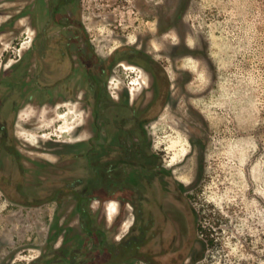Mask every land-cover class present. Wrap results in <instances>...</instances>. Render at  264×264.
<instances>
[{
	"label": "rangeland",
	"instance_id": "374dc122",
	"mask_svg": "<svg viewBox=\"0 0 264 264\" xmlns=\"http://www.w3.org/2000/svg\"><path fill=\"white\" fill-rule=\"evenodd\" d=\"M49 3L0 0V100L13 89V99L21 97L9 140L18 155L0 147V264H45L55 250L86 240L72 198L21 203L47 195L63 175L92 173L84 155L69 154L86 153L98 128L82 69L69 85L45 87L38 78L52 83L59 74L44 76L37 50L19 60L35 45ZM76 16L100 56L129 57L136 47L155 60L143 68L132 55L116 64L108 87L116 100L129 89L142 109L160 99L144 163L156 167L155 189L174 188L161 194L171 250L193 245L187 264H264V0H78ZM16 63L21 83L18 67L2 75ZM95 157L104 169L102 149ZM130 197L92 204L108 242L141 221L138 197ZM124 258L115 264H160Z\"/></svg>",
	"mask_w": 264,
	"mask_h": 264
},
{
	"label": "flooded vegetation",
	"instance_id": "af4514ba",
	"mask_svg": "<svg viewBox=\"0 0 264 264\" xmlns=\"http://www.w3.org/2000/svg\"><path fill=\"white\" fill-rule=\"evenodd\" d=\"M44 2H50L49 4H46L49 8L48 11L45 13V17H42L44 23L42 26H40L35 39L36 42H38L39 39H43V41L41 44L38 45V47L36 46L37 43L35 42V45H32V47L28 48L23 52V55L19 57V60L22 63V61L28 56L31 48L37 50L36 55L42 66L40 68L42 69L44 76L52 74L55 75L57 73L59 74V77L55 79L56 81L52 83H47L48 79L41 81V79L38 78V80H40L39 83L41 85H47L45 87L69 85L68 82L71 80L76 70L78 68H81L82 75L86 79L85 84L87 86V91L91 92L89 87L91 81V79L89 78V68H98L102 63L108 65L110 62V56L115 51H113L108 57L100 56L98 52L93 48V46L89 43V33L84 32L83 30L78 31V22L76 16L78 0H44ZM132 49L136 51H132L133 53H130L133 56H137L140 58V60L144 61L142 63L141 61H138V63H140L143 68H147L148 65H154L155 60L152 58L151 55H144L142 53L143 51L141 52V49H136V47ZM130 56L119 58V60L116 61L114 67L118 63L132 62V59H129ZM10 68L11 69H6L2 75L7 76L8 74H11L15 68H17L20 74H22V77H18V81L19 83H21L23 79V69H21L20 63H16V65L14 66L11 64ZM66 69L68 70L66 71ZM1 73L2 70H0V75ZM110 76L108 77L107 82H109ZM2 82H4L3 79L2 81H0V85L3 84ZM103 82L104 78L102 79V83ZM44 89L46 90V88ZM13 95L14 89L12 90V92L9 91L8 93H6L2 100H0V147L1 149H5L6 151H8V153L12 154L15 157L16 154L18 155V152L15 151L13 147H11L12 143H10L9 140L15 138L14 128L16 124V119L14 117L13 111L16 107H18V105H20L21 97L13 99ZM123 95L125 99H128L132 105L137 107V112L147 113L148 118H151L149 122H151L152 118L155 117L154 115H156L153 113L152 109L159 105V98H157L158 101H155V103H153L154 105L149 106L146 109H142L140 105H137L136 100H131V92L129 89L127 91H124ZM10 100L12 101V104L8 107V102ZM120 120L119 118H112V120L107 119L106 121L108 122V125L107 127L105 126L104 129L101 130L102 135L100 138H96L97 133L99 131V128H97L95 134L92 135V141L90 140L88 142L87 151L89 154V148L95 147L97 148L98 153L102 149V154L104 156H107V162L111 160H120L121 165H127V167L122 168V173L119 174L120 177H123L128 174V177L130 176L136 185L135 189L129 191L134 192V196L138 197L137 207L139 210V218L141 219V221L138 225H135L128 234H124L121 238L116 239V242H120L124 238H127L131 234V232L137 234L139 233L140 235H142L143 230L149 227V229L147 230L148 233L147 236L141 237V239L138 240L140 246L135 250V253H126L124 249H122V252L124 253L112 255L110 252H107L105 248L97 247L96 250H93V245L95 242L93 241L94 239L90 240L89 244L86 240V245L88 244L89 247L87 246L85 251L91 249V251H89V258H80L79 261L86 263L88 260L91 259V261H97L101 264H109L110 261H114L113 264H115L118 261L117 258L131 256L134 259L137 257L147 263L155 261L160 264H168V262L171 264H187L190 258L189 253L194 249L193 245L186 243L181 249L172 251V246L174 242H176V239L172 237L170 239H166L167 237L164 225L166 221H168V215L166 211L167 208L165 207V200L163 199L164 195L162 196L161 194L171 192L170 190H173L174 188L171 189L169 186L165 187L161 183V185L159 184L158 186L159 188L155 189L152 184L153 181H156V179L158 178L157 173L154 172L156 167L154 166L152 168L144 170L141 165L138 164L139 161L136 159L137 157H139L137 154L139 152L137 151L144 148H152L151 135L148 130V125H146L148 137L147 140L144 142L142 141V138L140 136L139 126L137 127L134 124L124 126L123 124H120ZM99 121L100 119L98 118L96 121L97 124ZM112 121L114 122V124L112 123ZM64 143L66 144L67 142ZM67 144L68 145H66V147L73 146L72 143ZM110 148L116 150L114 156H109ZM71 152L74 153L69 152L70 157H81L84 154L78 153V151ZM126 155L130 156V159H128V163L126 162ZM86 160L88 162V166L92 169V173H90V175L88 174V177L84 175L80 176L84 177L85 182H89V177H92L97 170H94V168L89 164V160L87 158ZM97 166H99V164ZM20 168H22V166H20ZM68 175L69 174L63 175L62 177H64L65 179H61V181L69 182L78 179L77 177H79L78 175H76L73 179H67ZM1 179L4 180L6 178H0V180ZM11 180L12 175L7 178L8 183L11 182ZM174 183L178 184L176 180L174 181ZM23 185L24 184H20V186L22 187ZM177 194L179 196H177L178 199L183 198L182 195H179V193ZM131 195L132 194H130L129 196ZM112 201H116L121 205V201L116 199H108L105 202L101 203L105 204L106 202ZM147 201H149V206H145V202ZM176 224L178 225V222ZM101 230L102 232H104L105 241L109 243L106 239L108 238L106 229L101 228ZM87 238L88 236H86V239ZM100 250H102L105 255H110L108 260L104 259L102 256L100 257ZM163 256H166V258L164 259ZM125 259L126 258H124V260Z\"/></svg>",
	"mask_w": 264,
	"mask_h": 264
},
{
	"label": "trees",
	"instance_id": "16d2710c",
	"mask_svg": "<svg viewBox=\"0 0 264 264\" xmlns=\"http://www.w3.org/2000/svg\"><path fill=\"white\" fill-rule=\"evenodd\" d=\"M132 51L136 50L131 49V52ZM121 57L123 56L118 54V51H115L110 56V62L108 65L102 63L98 68H89V78L91 79L89 87L93 96L94 112L97 119L99 118L100 121H102H99L97 124L99 131L96 138H100L102 135L101 130L104 129L105 126L107 127V119L112 120V118H119V120L121 119L120 124H123L124 126H129L130 124H134L137 127L139 126L140 136L142 141L145 142L148 137L146 125H148L147 123H149L151 118H148L147 113L137 112V107L132 105L128 99L116 100L108 88V77L111 75L116 61ZM103 78L104 82L102 83ZM112 123L114 124L113 121ZM61 144L65 145V147L68 145L67 143ZM150 150L151 149L144 148L137 151L139 152L137 153L139 156L137 157V160L139 161L138 164L141 165L144 170L153 167L151 164L147 165L144 163V161L151 156ZM97 154L98 151L95 147L89 148V154L88 151L83 154L84 157L89 160V164L94 170H97L92 177H89V182H85L84 177L82 176L69 182L60 181V183H56L54 187H51L48 190L47 195L33 198L26 196L21 203L23 205H42L51 200H56L59 203H62L64 197L69 199L72 198L75 201V211L79 214L81 225L86 236H88V239H86L88 244L90 240L94 239L93 241H95L93 250H96L97 247L105 248V250L112 255L124 253L122 252V249H124L126 253H135V250L140 246L138 240L141 239V237L147 236V230L149 227L143 230L142 235L131 232L127 238H124L120 242L107 243L104 239V232H102L100 225L97 223L92 204L97 201L105 202L108 199H116L123 203L132 202L133 198L129 195H134V192L129 190L135 189L136 185L133 179L130 176L128 177V174L123 177H120L119 175L122 173V168L127 167V165H121L120 160H111L104 164V169H102V166H97L98 162L95 157ZM125 157L127 159L126 162L128 163L130 156L126 155ZM17 187L18 189L23 188L20 184H18ZM65 193L68 195L65 196ZM86 240L81 244H70L67 248V252H64V249L55 250L54 255L46 260L45 264H56L61 261L65 264H101L97 261L93 262L91 259L86 263L79 261L80 258H89V251H91V249L85 251L86 247H89L88 244L86 245ZM113 263L114 261L109 262V264Z\"/></svg>",
	"mask_w": 264,
	"mask_h": 264
}]
</instances>
